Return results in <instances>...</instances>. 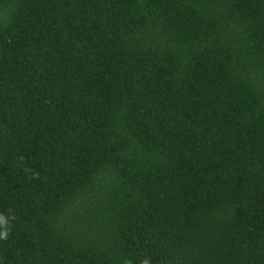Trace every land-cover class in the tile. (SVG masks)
Wrapping results in <instances>:
<instances>
[{
    "label": "trees",
    "instance_id": "16d2710c",
    "mask_svg": "<svg viewBox=\"0 0 264 264\" xmlns=\"http://www.w3.org/2000/svg\"><path fill=\"white\" fill-rule=\"evenodd\" d=\"M0 264H264V0H0Z\"/></svg>",
    "mask_w": 264,
    "mask_h": 264
},
{
    "label": "clouds",
    "instance_id": "9594fccd",
    "mask_svg": "<svg viewBox=\"0 0 264 264\" xmlns=\"http://www.w3.org/2000/svg\"><path fill=\"white\" fill-rule=\"evenodd\" d=\"M10 219H14V217L0 215V239L7 238L10 230ZM143 264H148V261L145 260Z\"/></svg>",
    "mask_w": 264,
    "mask_h": 264
}]
</instances>
